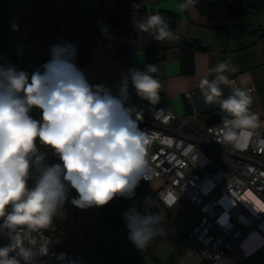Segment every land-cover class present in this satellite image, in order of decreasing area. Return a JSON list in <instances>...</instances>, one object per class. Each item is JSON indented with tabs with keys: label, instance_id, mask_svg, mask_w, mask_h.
I'll return each instance as SVG.
<instances>
[{
	"label": "clouds",
	"instance_id": "1",
	"mask_svg": "<svg viewBox=\"0 0 264 264\" xmlns=\"http://www.w3.org/2000/svg\"><path fill=\"white\" fill-rule=\"evenodd\" d=\"M195 3L185 0L179 7L186 10ZM136 27L157 41L179 39L159 12ZM76 55L70 43L52 45L51 59L31 75L0 65V230H6L10 241L0 247V264H35L38 256L48 254L44 230L60 214L70 189L77 193L70 201L73 206L102 207L116 196L132 198L140 181L152 173L151 135L139 127L140 112L126 105L129 78L142 100L160 102L161 85L152 75L155 66L130 69L114 95L104 85L89 83L75 64ZM229 70L235 68L227 61L218 63L210 70L215 78L202 79L199 87L206 104H216L227 114L217 142L243 150L261 123L250 110L253 99L246 90L234 88L222 98L220 86L228 84L224 73ZM34 108L41 112L39 120L30 114ZM37 142L51 149L60 163L49 165ZM249 203L264 212L258 198ZM147 204L151 206L149 200ZM124 219L129 240L139 249L164 234L160 217L147 208L144 213L131 208Z\"/></svg>",
	"mask_w": 264,
	"mask_h": 264
},
{
	"label": "crops",
	"instance_id": "2",
	"mask_svg": "<svg viewBox=\"0 0 264 264\" xmlns=\"http://www.w3.org/2000/svg\"><path fill=\"white\" fill-rule=\"evenodd\" d=\"M13 1L7 3L0 0V65L10 64L31 75L42 65L31 54H26L20 60H13L10 49L14 40H22L31 32L33 0H16L14 8ZM67 1L82 10L99 8L104 12L116 11L126 32L132 33L136 38V51L132 54L113 57L101 46L78 53L75 64L84 72L90 84L104 85L114 95H118L120 82L130 69L143 71L147 65L153 64L156 71L152 75L161 85L160 97L165 98L166 104L174 112L184 115L189 109L186 102H191L190 93L200 89L202 79H214L217 74L210 70L218 63L227 61L230 67L235 68V71L224 73L228 77V84L246 90L254 98L255 104L250 110L259 116L260 121H264V11H243L230 15L222 0H209L218 4L209 15L201 13L195 5L186 10L181 9L179 5L185 0ZM156 12L161 15L167 13L174 19V25L169 28L179 39L155 43L148 33L136 27L148 15ZM14 24L18 26L17 30H13ZM128 90L130 100L126 106H134L140 112L139 117L146 115L156 105H151L137 96L130 78ZM30 114L34 119H40L39 109L34 108ZM200 118L202 119L201 115ZM37 143L39 146V142ZM39 147L46 153L49 165L60 163L51 149ZM28 183L29 187L33 186L34 177ZM76 196L75 190L70 189L68 200L51 224V228H56L61 221H73V239L75 246L81 250V261L75 264H129L130 259L135 261L134 252L139 248L130 242L127 225L124 221L119 223L116 212L110 209L111 206L106 214L115 213V218L109 217L114 224H93L103 218V208H77L70 202ZM129 200V209L137 210L131 198ZM154 203L155 205L146 207L150 214L167 215L169 219L161 225L164 234L156 236L146 247L139 249L144 251L142 255H151L158 264H204L184 239L189 221L195 214L188 216L187 227L183 224L177 225L171 214L168 215L172 207L159 212L153 197L150 205ZM173 235H178L179 242L172 239ZM163 248V253L166 254L160 256ZM173 254L177 256L171 260Z\"/></svg>",
	"mask_w": 264,
	"mask_h": 264
},
{
	"label": "built area",
	"instance_id": "3",
	"mask_svg": "<svg viewBox=\"0 0 264 264\" xmlns=\"http://www.w3.org/2000/svg\"><path fill=\"white\" fill-rule=\"evenodd\" d=\"M245 2L252 13L264 11V0ZM32 12L30 34L11 46L13 60L31 54L44 65L51 59V46L65 43L74 45L77 54L95 46L113 57L136 51L135 36L114 30L102 9L82 10L67 0H33ZM138 119L140 129L151 135L148 158L152 173L142 181L149 185L158 211L178 203L195 209L184 239L204 264H235L249 256L252 252H245L243 242L251 231L264 238V212H256L243 199L264 202V121L247 148L240 150L217 142L222 119L206 125L191 102L188 111L179 115L160 97ZM153 182L158 183L155 190ZM73 230V221H61L56 228L50 225L44 230L49 251L38 256L35 264L79 263L81 250L75 246ZM36 239L40 241L39 235ZM9 242L6 230H0V247ZM254 264H264V258Z\"/></svg>",
	"mask_w": 264,
	"mask_h": 264
},
{
	"label": "water",
	"instance_id": "4",
	"mask_svg": "<svg viewBox=\"0 0 264 264\" xmlns=\"http://www.w3.org/2000/svg\"><path fill=\"white\" fill-rule=\"evenodd\" d=\"M109 23L112 25L114 30L116 31H126V28L121 23V17L116 14V11H105L104 12ZM31 20H34V13H31L30 16ZM221 91H222V98H227L229 95H231V89H234V87L227 85H221ZM190 101L194 108L198 111V113L202 116V120L206 125H210L213 123H216L222 119L223 116L227 115L218 105L212 104L208 105L204 101V98L201 94V89H197L190 93L189 95ZM252 97V96H251ZM253 103L251 105L254 106L255 101L254 98ZM172 239L175 242H179L178 235H173ZM264 258V246L256 248L252 253H250L249 256L245 257L241 261L235 263V264H254L257 261Z\"/></svg>",
	"mask_w": 264,
	"mask_h": 264
},
{
	"label": "trees",
	"instance_id": "5",
	"mask_svg": "<svg viewBox=\"0 0 264 264\" xmlns=\"http://www.w3.org/2000/svg\"><path fill=\"white\" fill-rule=\"evenodd\" d=\"M222 3L227 8L230 15H234L243 11L252 13L251 8L249 7L250 5H248L245 0H222ZM195 6L201 13L209 15L218 6V4L209 0H196ZM162 16L168 22V25L170 27L174 25V19L172 17H169L167 13L162 14ZM148 34L153 38L155 43H158V41L154 39L153 35H151L150 33ZM160 56H162V53L160 54ZM188 105L189 104L186 102V107H188ZM131 200L139 212H144L145 208L148 206L147 201L149 200V202L151 203L153 200L152 191L146 182H143L142 180L140 181L139 185L135 189V195L131 198ZM102 208L104 211L103 218L94 221L93 224L97 222H107L113 225L114 223L110 221L109 217L111 218L113 216L115 218V213L110 212L106 214L109 209L108 204L102 206ZM176 256L177 254H173L171 260Z\"/></svg>",
	"mask_w": 264,
	"mask_h": 264
},
{
	"label": "rangeland",
	"instance_id": "6",
	"mask_svg": "<svg viewBox=\"0 0 264 264\" xmlns=\"http://www.w3.org/2000/svg\"><path fill=\"white\" fill-rule=\"evenodd\" d=\"M5 1L8 3V2H11L13 0H5ZM15 4H16V0L13 1V5H12L13 8H14ZM151 187H152L153 190H155L158 187V183L157 182L151 183ZM129 202H130L129 198H126V197H123V196H116V197L113 198V200H111L108 203V205L111 206L110 209L114 210L116 212L117 219H118L119 223L124 221L125 224H126V221L124 219V213L129 211L128 210L129 206H130ZM153 205H155V203L152 204L151 206H153ZM170 214H171V218L174 220V222L177 225L178 224H183V226H186L187 225V219L189 218L188 216H190V214L194 215L195 214V210H194V208L192 206H190L188 204L178 203V205H175L174 207H172L169 210L168 215H170ZM157 216L160 217V219H161V225H163L166 222V220L169 219V217L167 215H165V216L157 215ZM181 241H182V245H184L183 239ZM143 252L144 251H142V250L139 251V249H136L135 252H134V254L136 256L135 257L136 259H135V261H134V259H130L131 261H129V264H158L156 262V260L154 259V257H152L151 255H148V254L142 255ZM160 252H161L160 256H163L164 254H166V253H163V252H165L164 248L161 249Z\"/></svg>",
	"mask_w": 264,
	"mask_h": 264
},
{
	"label": "bare ground",
	"instance_id": "7",
	"mask_svg": "<svg viewBox=\"0 0 264 264\" xmlns=\"http://www.w3.org/2000/svg\"><path fill=\"white\" fill-rule=\"evenodd\" d=\"M243 199L245 200L247 205L254 210L252 204L249 203L254 199H250L247 196H244ZM262 242H264V238H262L261 235L256 230L251 231V233L243 242L245 252L250 253L254 251L256 248L259 247V245H261Z\"/></svg>",
	"mask_w": 264,
	"mask_h": 264
}]
</instances>
